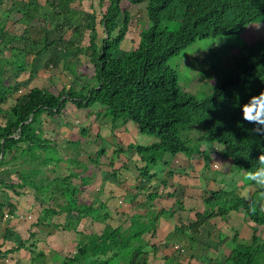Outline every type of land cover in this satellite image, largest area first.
<instances>
[{
	"label": "trees",
	"instance_id": "trees-1",
	"mask_svg": "<svg viewBox=\"0 0 264 264\" xmlns=\"http://www.w3.org/2000/svg\"><path fill=\"white\" fill-rule=\"evenodd\" d=\"M56 1L61 4L64 0H0V218L18 214L17 197L24 196L21 190L27 188L33 190L34 203L38 202L40 209L30 222L25 240L8 247L6 233L3 235L0 258L23 248L30 255L29 264H48L47 253L36 242L42 238L40 232L46 235L57 230L79 236L74 251L62 257L59 264H145L140 259L145 252L141 234L147 226L113 227L107 222L111 217L104 202L97 198L88 203L80 200L81 189L73 182L74 174L61 167L72 159L58 156V143L44 125L48 118L60 125L70 124L67 116L82 109H89L87 114L96 111L98 116L103 112L109 119L106 124L110 132L130 121L138 133L155 138L149 145L134 147L144 162L138 167L139 173L150 178L158 162H167L166 155L168 161L177 155H199L207 167L216 152L244 176L254 171L260 166L258 157L264 154V135L254 132L255 126L242 119L240 106L264 91V37L234 55L231 67L214 90L200 98L180 86L176 69L166 61L198 39L264 22V0H99L98 8L83 17L91 20L85 24L90 33L84 37L91 52L83 58L92 68L91 81L79 87L69 84L53 92L46 86L27 87L20 79L24 72L28 71V79L37 73L34 62L51 44L63 40L71 44L74 35L78 42L83 40L80 18H53L62 11L53 9ZM67 2L76 9V0ZM49 3L53 12L46 17L44 6ZM137 8H142L145 16L142 28L131 47L118 54L123 40L126 36L132 38L142 18L133 12ZM97 13L103 29L100 39ZM40 20L46 24L41 29ZM51 31L60 33L50 39ZM69 104L73 109L68 108ZM194 125L200 132L191 137ZM79 127L81 135L89 133L92 139L90 129ZM100 138L97 132L92 139L99 144L96 158L106 150ZM205 143L211 148H204ZM11 174L16 177L9 178ZM255 187V193L264 191ZM226 193L211 191L204 198V211L189 228L196 231L210 217L239 209L247 221L264 226L262 201L228 198ZM223 202L228 206H222ZM166 213L170 212L162 210L159 215ZM95 223L104 224L101 231L93 228ZM261 240L253 228L248 242L234 244L230 264H264L260 261L264 256ZM59 256L54 252L51 259Z\"/></svg>",
	"mask_w": 264,
	"mask_h": 264
},
{
	"label": "crops",
	"instance_id": "crops-1",
	"mask_svg": "<svg viewBox=\"0 0 264 264\" xmlns=\"http://www.w3.org/2000/svg\"><path fill=\"white\" fill-rule=\"evenodd\" d=\"M84 3H87L88 8L90 5V9L83 8L86 10L85 12L89 10L94 12L93 9H96L98 2L83 0L79 4L76 0L73 5L76 8L84 7ZM84 35L87 36L88 32H85ZM83 41L87 43L86 39H83ZM49 59L46 57L36 61L45 62V65H43L45 68L59 66L60 61L54 63V66L51 63L47 66L46 63ZM66 66L64 64V67ZM38 72L39 70L36 73L37 76ZM21 78L20 80H25L27 87L40 86L32 85L31 81L33 79H27L26 75H22ZM41 80L49 81L50 79ZM64 81L69 83L66 77ZM68 108L73 109L71 104L68 105ZM77 112L79 116L76 119L69 115L70 119L75 122L73 125L56 123L57 125L52 129L48 125V121L54 120L48 118L44 129L50 132L49 135L58 143V148L61 152L63 151L62 153L65 157H76L79 159H83L82 157H87L88 159L96 158L97 155L95 153L99 148V144L90 138L83 137L79 126H86L88 129L94 130V132H100L101 129H94L89 123L90 119H85V115L81 111ZM67 120L68 117L66 118ZM86 120H88V123L85 122ZM75 124L79 126L76 127ZM124 125L123 127L127 128L130 123ZM104 126L107 127L108 125ZM130 128L133 131L129 134L119 131L118 135L122 144L120 146L121 150L124 149L126 143L132 141L133 143L134 141H139L137 144L140 145H143L145 140H150L151 143L154 142V137L147 136V140L146 137L138 133L134 125L131 124ZM61 130L62 135L60 136ZM66 130H69V135L63 133ZM74 130L77 135L81 136L80 139L71 138V132L73 133ZM105 136L107 137V135ZM74 140L79 142L77 148L72 147ZM87 144L89 146L93 145L95 147L94 150L90 151L93 148H89ZM64 151L68 154L65 155ZM114 152H116L115 149H108L107 155H113ZM107 155L106 157H103V155L101 157L107 158L108 164ZM117 155L110 157L113 171L110 174L113 177L109 178L105 177V175H100L98 172L101 170L100 166L87 163V166L91 169L90 172L84 170L87 171L86 174H74L73 182L74 180L78 181L74 183L81 189L80 200L88 203L91 202V199L97 198L105 203L111 217L107 222L111 226H119L121 229L135 228L138 224L147 226L146 230L141 234L145 252L140 256V259L143 258L145 264H230L229 255L234 244L239 241L249 240L253 228L257 229V235L264 238V228L261 226L257 227L247 221L242 209L229 210L224 215L216 214L203 222L196 231L189 228V224L196 220L198 214L204 211L206 206L204 198L211 191H229L231 187L232 190H237V194L240 196L247 199L254 197L255 185L252 183L246 184L242 179L244 175L240 171H237L235 175L229 178L228 174L230 176L233 173L234 166L228 160L221 159L217 153L211 156V161L209 160L207 167L203 158L199 155H194L190 158L177 155L172 158L171 161L173 163L169 168L167 164L164 165L165 162H158L157 166L150 172L153 173L151 178L142 176L139 173L138 167L140 168L141 166H138L137 160L139 162L141 160L138 154L132 152L123 158L117 157ZM164 159L168 161V156L166 155ZM104 164L105 162L102 163V167H104ZM104 171L108 172L109 169L105 168ZM30 190L32 191V189ZM17 198L19 200L18 214L16 216L10 215L5 219L0 218V243L4 241L3 235L6 233L5 245L8 247L14 245L17 240L26 239L31 221L25 219L31 217V212L37 216L40 211L39 203H34V195L29 201L23 200L22 196ZM21 201H24L25 204L22 205ZM255 201L257 203L261 202L260 200ZM262 203H264V198H262ZM162 210L170 213L159 215ZM27 213L29 215L26 217ZM132 217L136 220L135 222L130 219ZM103 225L95 223L93 228L101 231ZM40 234L42 238L37 240L36 244L39 249H43L47 253L48 264H59L62 257L72 253L79 237L77 233L72 231L53 230L46 235H43V232H40ZM19 237L22 238L20 239ZM54 252L60 253V256L53 261L51 257ZM14 257H16V260L18 259V264H29L30 262L28 251L22 248L8 258H0V264H15Z\"/></svg>",
	"mask_w": 264,
	"mask_h": 264
},
{
	"label": "rangeland",
	"instance_id": "rangeland-1",
	"mask_svg": "<svg viewBox=\"0 0 264 264\" xmlns=\"http://www.w3.org/2000/svg\"><path fill=\"white\" fill-rule=\"evenodd\" d=\"M68 0H64L61 4L59 1L55 2V8H53L55 11L60 8L62 11H60V14H56L54 17L53 15L51 17H53L54 19H60L63 20L65 18H74V20H76L77 18L81 19V22L83 23V28L81 30V37L82 39H84V37L86 35L85 32L90 33L89 29H85L86 27V23H90L91 20L89 18L84 19L83 17H85L86 14L89 13H93L92 10H89L87 12H85L86 10H84L83 8L86 9H90V5L89 8L87 6V3H84V7H78L76 9L74 8H70L71 3L68 5ZM79 1V0H78ZM57 2H59V4H57ZM94 2H98V0H94ZM44 3H47V1H45ZM53 4V3H52ZM125 5H128V3H125ZM52 5H50V3L47 6H44V8L47 10L45 14L46 17H49L48 13H52ZM96 8L97 5H96ZM71 9V10H70ZM92 9V8H91ZM142 8H137V10H133V12H135L136 16H139L138 18H141L140 21H138V26H136V29L134 30L133 36L130 39L129 36H126V38L123 40L121 48V51L118 52V54H121L124 50L128 49L129 47H131V44H133V42H135V40H137V32L140 31V28H142V23L145 20V16L141 10ZM69 11V12H68ZM99 11V9H98ZM92 15V14H90ZM99 14H96V21H97V31H98V35H99V39L100 37H102L103 34V29L102 27L99 25L98 20H99ZM38 22H35V24H37ZM46 24L43 21H39V28L41 29V27H44ZM53 25V23H52ZM85 30V32L83 33V31ZM71 31V30H70ZM40 32V30H36V33ZM72 32V31H71ZM41 33V32H40ZM60 32H50V39L51 38H57ZM42 34V33H41ZM72 37V36H71ZM77 36L74 35L72 38V43H68L69 40H63V41H56L55 44H51L48 48H46L44 50V52L38 56L36 58V60H41L42 58H50L46 64H50L54 66V63H56L57 61H60V64L58 67H44L43 65H45V62L41 63V61H35L34 62V66L37 70H39L38 72V76L36 75V73L31 77V79H33L31 81L32 85H40V86H46L45 88H48L50 90H52L53 92H57L58 89H61L63 86H68L69 84H72L76 87H79V85L81 84H85L88 83L87 81H91L90 79V74L92 71V68L89 67L87 65L86 62L84 61V56L87 55L88 52L90 51V47H86L87 43H85L84 41H79L76 38ZM262 37H264V22H259V24H257L256 22L254 23H250L246 26H244L242 29H240L237 32L234 33H224V34H220L217 36H212V37H207V38H203V39H198L196 40L194 43H192L191 45H189L188 47H186L185 49H183L179 54H177L176 56L170 57L166 63L168 65H170L171 67H173L174 69H176L177 71V78H178V83L180 84V86L191 92L192 94H194L197 98L200 97H204L207 94H210L214 88L216 83L218 82L219 79H221V77L223 76L225 70L229 69L232 65V60L234 55H237L238 53H241L244 51L245 48H247L248 46H250V44L255 43L259 38L261 39ZM74 39L77 40V42L74 41ZM76 49H79V52H76ZM87 49V50H86ZM75 50V52H74ZM88 51V52H87ZM41 66H40V65ZM65 66L67 67H64ZM30 68H28L29 70L31 69V66H29ZM22 75H26L27 79L29 78L28 76V71L24 72ZM36 75V76H35ZM45 76V77H44ZM69 80V83L65 80V77ZM22 77V76H21ZM41 79H50L49 81L47 80H41ZM55 85H54V84ZM23 91V89H22ZM10 102V101H9ZM85 110V112H84ZM89 109H82L81 113H83L85 115V119H90L89 123L92 125V127L94 129L99 128L101 129V131L99 132L100 135H102V138H100L101 140V144H103V146L105 147V153L103 155V157H106V155L108 154V149L110 150H114L116 152H114L113 155H107L109 163L107 164V158H87V157H82L83 159H79L77 158L76 161L74 160L75 158L70 157L69 160L71 161V163H64L62 164V170H65V168H67L66 170L70 173L73 174H78V173H87L90 172V167L87 166V163H93L94 166H100L101 170L98 171L100 175L105 177H111L112 175L110 173H113L112 169H111V156L115 157L117 154V157L120 156V158L125 157L127 154H130L132 152L136 153V149L134 148L135 145L137 143H139V141H133L130 143H126V146H124V149H120V146L122 145L120 142V137H119V131H123L124 134H129L132 133V129L130 128L131 124L134 125L133 123H131L130 121L128 123H130L129 127H119V128H115L114 132H110L108 126H104L106 125V123L109 125V119L106 117H104L101 113V115H97V112H90V114H87V111ZM78 112L75 111L73 113H71V117L75 118L79 116V114H77ZM92 113V114H91ZM68 121L70 122L69 126L73 125L75 122H73L70 119V116L68 115ZM63 120V119H62ZM86 123H88V120L85 121ZM48 125H50V127L55 128L56 122L55 121H48ZM88 125V124H87ZM126 125V124H125ZM124 125V126H125ZM75 126H79L76 125ZM71 129V128H69ZM60 130V129H59ZM71 131V130H70ZM200 132L199 126L194 125L192 128V131L190 133L191 137L196 136L198 133ZM63 133H66L67 135H69V130L63 131ZM90 133L92 135V139H94L95 133L94 130H90ZM117 133V134H116ZM60 136L62 135V130L61 133L59 134ZM107 135V137L105 136ZM118 135V136H116ZM142 135V134H140ZM83 137L85 138H90L89 133H85L82 134ZM144 137L147 138V135H142ZM151 137H153L152 135H150ZM81 136L77 135L76 131L74 130V132H71V138L73 139H80ZM122 138V137H121ZM84 139V138H83ZM123 139V138H122ZM155 138H153L154 140ZM78 140H74V143L72 144L73 148H77V144H78ZM151 144V141L145 140V143L143 145H149ZM88 145V144H87ZM89 148H93L90 151L94 150V146L93 145H88ZM204 148H211V144L210 143H205L204 144ZM78 150V149H77ZM123 151V152H122ZM63 152V151H62ZM60 152L58 153L59 155H63V153ZM65 152V155H67L68 153ZM216 153V152H215ZM137 154V153H136ZM79 155V154H78ZM186 157V156H184ZM103 158V159H102ZM89 160V162H88ZM105 162L104 167H102V163ZM168 163H165L164 165L167 164V167L169 168L170 165L173 163V161L169 160L167 161ZM138 166L140 165L141 167L144 165V162L142 161H138ZM235 167V166H234ZM105 168L109 169L108 172L104 171ZM87 170V171H84ZM237 173V169L236 167L234 168L233 173L228 177H232V175H235ZM247 175V173H246ZM246 175L242 178L243 181L246 184L251 183L250 181H248L246 179ZM16 176L11 174V177L9 176V178H15ZM113 177V176H112ZM240 178V176H239ZM226 181V179H225ZM74 182H78L76 180H74ZM233 188V187H232ZM216 191V190H214ZM223 192V190H222ZM227 193V197H243L237 194V190H232L231 187L229 188V191H226ZM8 193L13 195V192L8 191ZM21 193L24 195L22 196L23 200H31V198H33V190L31 191L30 189H24L21 190ZM247 199V198H246ZM248 199H251L248 198ZM253 201L255 202V200H260L262 201V198L260 196V192H256L254 193V197L252 198ZM21 204L24 205L25 202L21 201ZM222 206H228L227 202H223ZM25 212V211H23ZM29 215V213L26 214V217ZM36 219V216L34 215L33 212H31V217H27L25 220L27 221H31L33 222ZM264 228V226H262ZM44 235V233H43ZM21 236V235H20ZM28 237V234H26V238ZM20 238V237H19ZM22 238V237H21ZM20 238V239H21ZM23 240V239H22ZM262 240H264V238H262ZM261 240V241H262ZM248 242V240H247ZM245 242V243H247ZM257 243H260L259 240L257 241ZM261 244V243H260ZM262 244H264V242L262 241ZM262 255H264V251L262 253ZM260 261L263 263L264 262V256L260 258Z\"/></svg>",
	"mask_w": 264,
	"mask_h": 264
},
{
	"label": "clouds",
	"instance_id": "clouds-1",
	"mask_svg": "<svg viewBox=\"0 0 264 264\" xmlns=\"http://www.w3.org/2000/svg\"><path fill=\"white\" fill-rule=\"evenodd\" d=\"M240 108L242 119L255 126L253 128L254 132L264 135V91L251 96ZM258 162L260 166L254 171L247 172L246 179L264 190V154L258 157ZM260 196L264 198V191H261Z\"/></svg>",
	"mask_w": 264,
	"mask_h": 264
}]
</instances>
